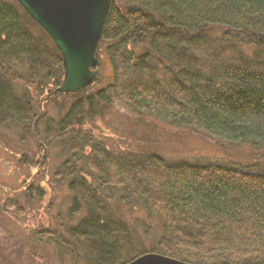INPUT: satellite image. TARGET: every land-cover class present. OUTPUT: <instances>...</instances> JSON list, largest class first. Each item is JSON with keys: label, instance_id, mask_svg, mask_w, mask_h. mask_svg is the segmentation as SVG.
<instances>
[{"label": "trees", "instance_id": "16d2710c", "mask_svg": "<svg viewBox=\"0 0 264 264\" xmlns=\"http://www.w3.org/2000/svg\"><path fill=\"white\" fill-rule=\"evenodd\" d=\"M99 49L107 82L98 73L77 94L51 95L57 115L49 117L42 103L63 81L60 53L15 0H0V128L17 127L38 150L58 149L53 179L65 186L74 221L70 242L48 229L41 242L74 258L81 252L86 264L149 253L186 264H264L263 172L116 151L98 127L119 112L264 149V0H111ZM25 194L46 196L33 185ZM121 206L143 210L160 235L126 222Z\"/></svg>", "mask_w": 264, "mask_h": 264}, {"label": "rangeland", "instance_id": "374dc122", "mask_svg": "<svg viewBox=\"0 0 264 264\" xmlns=\"http://www.w3.org/2000/svg\"><path fill=\"white\" fill-rule=\"evenodd\" d=\"M245 52L251 54L250 49ZM96 56L98 83L102 85L108 80L109 67L100 49ZM50 98L46 92L42 104L48 116L55 118L57 112ZM98 124L107 145L116 151L148 150L169 161L215 163L249 171L256 168L264 173V149L232 147L204 134L175 129L154 119L131 120L119 112L111 113ZM37 142L22 138L15 126L0 128V264H86L81 252L74 258L39 239L42 235L38 233L48 229L70 242L66 227L74 221L67 219V190L53 179L61 161L59 151L45 146L38 150ZM30 185L46 192L43 200L25 198ZM117 212L138 230L149 225L155 238L160 235L156 220L147 217L143 210L121 206Z\"/></svg>", "mask_w": 264, "mask_h": 264}, {"label": "water", "instance_id": "95a60500", "mask_svg": "<svg viewBox=\"0 0 264 264\" xmlns=\"http://www.w3.org/2000/svg\"><path fill=\"white\" fill-rule=\"evenodd\" d=\"M60 53L64 77L54 94H77L97 77L96 52L111 0H15ZM127 264H186L149 253Z\"/></svg>", "mask_w": 264, "mask_h": 264}]
</instances>
